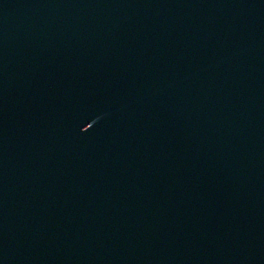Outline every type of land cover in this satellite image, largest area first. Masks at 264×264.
Masks as SVG:
<instances>
[{"label":"water","instance_id":"95a60500","mask_svg":"<svg viewBox=\"0 0 264 264\" xmlns=\"http://www.w3.org/2000/svg\"><path fill=\"white\" fill-rule=\"evenodd\" d=\"M0 264H264V0H0Z\"/></svg>","mask_w":264,"mask_h":264}]
</instances>
